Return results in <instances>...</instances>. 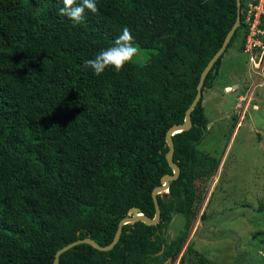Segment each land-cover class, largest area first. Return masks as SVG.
<instances>
[{"label": "trees", "instance_id": "16d2710c", "mask_svg": "<svg viewBox=\"0 0 264 264\" xmlns=\"http://www.w3.org/2000/svg\"><path fill=\"white\" fill-rule=\"evenodd\" d=\"M244 6L225 52L235 42L242 51ZM62 7V0H0V264H53L77 240L110 244L132 208L154 217L152 191L172 174L165 133L183 122L237 15L236 0H97L98 12L86 10L74 24ZM125 26L144 62L100 76L84 67ZM224 53L202 91L213 87ZM191 121L172 137L180 174L169 187L172 201L157 196L160 222L124 225L110 251L80 244L58 264L175 261L203 199L195 186L208 124L201 100ZM174 215L186 223L169 240Z\"/></svg>", "mask_w": 264, "mask_h": 264}, {"label": "rangeland", "instance_id": "374dc122", "mask_svg": "<svg viewBox=\"0 0 264 264\" xmlns=\"http://www.w3.org/2000/svg\"><path fill=\"white\" fill-rule=\"evenodd\" d=\"M239 44L224 53L219 75L203 95L208 129L197 145L202 158L195 183L203 199L171 264H199L195 252L207 260L202 264H264V87L254 90L259 85L252 81L256 86L248 89ZM226 83L235 88L223 92ZM185 223L174 215L164 237L171 240ZM188 247L193 252L186 254Z\"/></svg>", "mask_w": 264, "mask_h": 264}, {"label": "water", "instance_id": "95a60500", "mask_svg": "<svg viewBox=\"0 0 264 264\" xmlns=\"http://www.w3.org/2000/svg\"><path fill=\"white\" fill-rule=\"evenodd\" d=\"M240 5H241V0H236V20L229 32L227 33L220 49L215 53V55L212 57V59L208 62L207 66L205 69L202 71L198 85L196 87V95L190 104V106L186 109L185 115H184V120L181 124H175L171 126L165 133V144L168 148L167 153L165 154V159L166 162L169 166V168L172 171V174L170 175H164L161 179V184L157 187H155L152 191V200L154 204V217L149 218L145 215H141V212L138 208H132L129 212V215L125 218H123L119 224L117 231L115 233V236L110 244L107 246H100L93 240L89 238L77 240L61 249H59L54 256L53 264H58L59 263V257L61 254L64 252L68 251L69 249L73 248L74 246L80 245V244H87L92 246L94 249H96L99 252H107L113 249V247L118 243L121 232H122V227L124 225L128 224H134L137 222H141L146 226H156L160 222V208L157 200V196L159 195L161 200L164 203H168L172 201V195L169 194V187L170 184L177 180L180 174V168L173 162V153H174V144L172 141V137L175 134L181 133V132H186L190 130L192 127V121H191V112L193 109L196 107L197 103L200 101L201 98V93H202V87L205 81V78L214 65V63L221 57L223 52L226 50L232 36L234 35L235 31L239 27L240 24Z\"/></svg>", "mask_w": 264, "mask_h": 264}, {"label": "clouds", "instance_id": "9594fccd", "mask_svg": "<svg viewBox=\"0 0 264 264\" xmlns=\"http://www.w3.org/2000/svg\"><path fill=\"white\" fill-rule=\"evenodd\" d=\"M245 1L246 0H244V2ZM62 4H63V7L59 9V14L62 16L68 17L74 24H79V23L83 22L86 10L91 12L92 14H96L98 12L97 0H62ZM244 10H245V6H244ZM240 15H241V10H240ZM240 25H241V18H240L239 27H240ZM244 30H245V26H244ZM244 38H245V33H244ZM241 53H243L247 58V68L249 70V72H248V78L249 79H247V80H250V82H251L248 89H250V87L252 85H255V84L256 85L258 84L259 86L256 87V89H254V90H258V89L264 87V83L263 84L257 83V81H258L257 78H259V80H261V78H264V67L262 68L259 75H254L252 72H250L248 56L244 52V39H243V45H242ZM134 61L143 63L144 57L141 55V49L134 42V37L131 33V30L125 26L122 29L121 34L116 38L113 46H111L107 49L101 50L93 59L86 60L84 62V67L91 68L96 76H100L109 67H111L116 72H120L123 70L125 65L131 64ZM213 66H212V68H213ZM212 68L210 70H212ZM219 70H220V68H219ZM214 81H213V83H214ZM252 81L255 84H253ZM233 85L234 84L226 83L223 87V92H224V89L225 90L229 89V91L230 90L232 91V88L235 87ZM204 93H205V91H202V93H201V98H200L201 106H202ZM243 101L244 100L241 99V102H243ZM252 107L254 108V110L257 109L256 104H253ZM202 108H203V106H202ZM141 215H144V214L141 213Z\"/></svg>", "mask_w": 264, "mask_h": 264}, {"label": "built area", "instance_id": "2783aa9c", "mask_svg": "<svg viewBox=\"0 0 264 264\" xmlns=\"http://www.w3.org/2000/svg\"><path fill=\"white\" fill-rule=\"evenodd\" d=\"M244 52L248 56L249 69L259 75L264 67V0L245 1Z\"/></svg>", "mask_w": 264, "mask_h": 264}, {"label": "crops", "instance_id": "0c3cea01", "mask_svg": "<svg viewBox=\"0 0 264 264\" xmlns=\"http://www.w3.org/2000/svg\"><path fill=\"white\" fill-rule=\"evenodd\" d=\"M233 82V81H232ZM233 88H235V87H233ZM227 90V89H226Z\"/></svg>", "mask_w": 264, "mask_h": 264}, {"label": "bare ground", "instance_id": "6f19581e", "mask_svg": "<svg viewBox=\"0 0 264 264\" xmlns=\"http://www.w3.org/2000/svg\"><path fill=\"white\" fill-rule=\"evenodd\" d=\"M229 90V89H228Z\"/></svg>", "mask_w": 264, "mask_h": 264}]
</instances>
